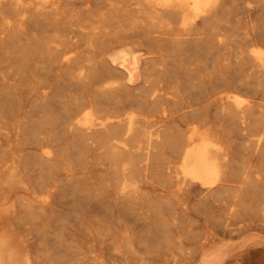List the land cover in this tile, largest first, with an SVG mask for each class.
Here are the masks:
<instances>
[{"label":"bare ground","instance_id":"1","mask_svg":"<svg viewBox=\"0 0 264 264\" xmlns=\"http://www.w3.org/2000/svg\"><path fill=\"white\" fill-rule=\"evenodd\" d=\"M256 15L264 0H0V264H264Z\"/></svg>","mask_w":264,"mask_h":264},{"label":"rangeland","instance_id":"2","mask_svg":"<svg viewBox=\"0 0 264 264\" xmlns=\"http://www.w3.org/2000/svg\"><path fill=\"white\" fill-rule=\"evenodd\" d=\"M245 1H250L253 6L259 5V0H231V8H232V6L243 7L245 5ZM240 18H241V16L236 14V16H234L230 19L231 20L230 23L232 24L233 30L237 35L242 34L244 31L243 22L237 21ZM252 23L259 30V33L256 36L255 40L258 43L264 45V17L256 15L252 18ZM136 40H137V42H136ZM121 41L126 42V40L122 36H119L116 39L114 38V40L112 39L111 43H109L110 48H114L116 46L115 44H117L118 42H121ZM130 41H132L133 43H131ZM126 43L136 45L142 49L146 48L145 44H143V42H141L138 39H129V40H127ZM244 44L245 43L243 41H241V38L238 39V46L239 47L244 46V48H246L248 46V45H244ZM107 46H108V44L106 45V47ZM107 48H109V46ZM230 56H231V54L229 56H227V58L230 61H232L230 59L231 58ZM205 64L207 66H206V70L204 71L205 73L203 72L204 79L206 81H212V80H215L216 78H218L217 69H213L212 61L209 62V64L208 63H205ZM224 74H225L224 78H225L227 84H238V82L240 80H243L245 78L246 70H244L243 68H236L235 65L231 62V64L224 71ZM186 76H187V78H186V81L184 82V84H196L197 80L191 79L190 77H188V75H186ZM258 84H262V83H258Z\"/></svg>","mask_w":264,"mask_h":264}]
</instances>
